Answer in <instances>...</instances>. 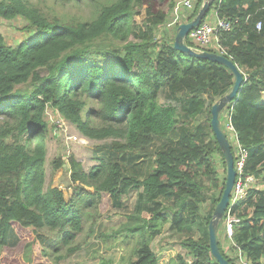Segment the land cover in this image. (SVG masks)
<instances>
[{"label": "trees", "instance_id": "obj_1", "mask_svg": "<svg viewBox=\"0 0 264 264\" xmlns=\"http://www.w3.org/2000/svg\"><path fill=\"white\" fill-rule=\"evenodd\" d=\"M52 1L82 7L88 16L70 20L50 13L40 6L48 0H0V20L20 17L26 22L15 46L0 33V264L14 223L35 233L48 261L68 258L92 234L102 196L116 198L129 190L137 195L135 209L110 235L102 234L134 241L126 264H159L151 242L166 223L182 237L180 246L190 257L184 261L177 256L170 264H218L210 254L207 225L225 178L218 197L211 198L205 234L194 237L192 231L207 198L200 178L216 179L214 154L225 164L210 118L208 141L203 132L197 137V131L183 127L206 109L210 114L216 99L230 90L232 74L214 61L173 48L176 27L166 28L165 22L176 0H165L166 9L155 12L151 0ZM214 8L218 17L236 20L230 30L218 33L224 56L247 74L230 103V121L248 150L245 172L262 184L249 188L230 210L238 222L230 238L224 235L233 255L223 250L217 233L218 247L233 264L238 251L251 264H264V0H214L205 17ZM142 12L137 23L134 17ZM185 43L193 46L187 38ZM165 88L187 97L179 133L176 107L159 102ZM46 108L85 138L112 139L110 149L119 154L113 160L96 155L97 162L87 170L72 156L66 162L53 160V170L64 164L68 168V199L61 189L45 186ZM154 142L159 147L151 152ZM39 231L49 234L48 243ZM81 234L85 238L77 242ZM31 250L27 244L23 264H31Z\"/></svg>", "mask_w": 264, "mask_h": 264}, {"label": "rangeland", "instance_id": "obj_2", "mask_svg": "<svg viewBox=\"0 0 264 264\" xmlns=\"http://www.w3.org/2000/svg\"><path fill=\"white\" fill-rule=\"evenodd\" d=\"M153 2L152 11L162 10L164 11L167 6L165 0H151ZM43 10H47L50 13L57 15H64L70 20L86 19L88 16V10L71 5V4H55L52 0H48L44 3ZM48 6V8H46ZM189 13L181 11L176 18L169 19L170 12L167 13L166 22L171 20V24L175 21L174 26L186 21ZM144 12L139 16H135L134 19L137 23H141L143 20ZM207 21H212L214 16L211 12L205 17ZM25 20L18 17L11 20H0V33L4 37L5 42L10 46H15L21 38L24 36L22 33V27L25 25ZM162 29L157 33V37L162 35ZM189 41V40H188ZM163 89L159 95V102L161 104H172L176 107L179 115V123L176 126V131L179 133L183 127L182 119L186 117V113L183 111V104L187 99L186 94L182 91ZM174 91V92H172ZM207 104L212 103L213 100H209L204 94ZM220 98V97H219ZM218 98L216 99V101ZM215 101V102H216ZM227 104L220 113V127L226 138L231 145V151L234 146V134L229 127V120L227 113L229 108ZM45 118L50 127V132L46 137V158H45V186L57 187L63 191L64 197L68 199L71 194V190L68 188L69 185V172L66 164L61 169L53 170L52 161L60 158L63 162H66L70 156L74 157L75 160L82 164L83 169L87 170L88 167L94 165L97 161L96 155H104L109 160L116 159L119 154L110 149V143L112 139L105 140H90L87 139L86 144L73 142L69 137L77 134L78 131L61 116L53 111L51 108H46ZM210 114L207 109L202 112L197 118L192 120L188 126H184V130L197 131V137L200 133H204V140L208 141L210 132L208 128V119ZM63 122V125H62ZM60 123V127L56 125ZM199 126V128H196ZM84 138V137H83ZM159 147L158 142H154L151 152L155 151ZM141 154V153H140ZM132 159H129L130 162ZM213 162L217 172L216 179L201 177L200 180L206 188V202L201 205L200 211L197 217V223L194 226L192 234L194 237H198L200 234H205L206 220L208 214L212 211L211 198H217L221 187V180L225 178V166L218 154L213 155ZM260 181H257L255 186H261ZM137 202V195L134 190L120 193L116 198H111L109 195L104 194L99 203L98 217L95 220L93 232L90 236L85 238L84 234H81L77 238V242H81L85 238V242L81 245L80 249L73 253L71 256L65 259H61L57 262L48 261L40 254V244L33 233L29 229L21 228L17 224H13L14 232L10 231L8 238V245L1 252V263L2 264H23V254L25 252L26 245H31V264H126L130 251L134 246L133 240L122 241L119 238H106L102 234H108L115 230L122 222L125 221L127 214L131 213L135 209ZM211 206V207H210ZM214 207V206H213ZM212 214V213H211ZM169 224L163 225L162 232L153 239L151 245L153 251L159 257V264H170L167 260L175 261L177 256H180L184 261H189L190 257L188 252L180 246V240L182 237L175 235L169 228ZM218 239L220 241L223 250L230 256L233 255L231 252L230 242L224 235V229L222 222L219 223ZM203 231V232H202ZM41 234H45L46 241L50 239L49 234L44 231H39ZM44 236V235H43ZM168 262V263H167Z\"/></svg>", "mask_w": 264, "mask_h": 264}, {"label": "water", "instance_id": "obj_3", "mask_svg": "<svg viewBox=\"0 0 264 264\" xmlns=\"http://www.w3.org/2000/svg\"><path fill=\"white\" fill-rule=\"evenodd\" d=\"M213 1L214 0H203L197 14L193 18L177 25L172 45L174 49L187 55L207 59L223 65L234 78L230 90L218 98V100L214 102L210 108V126L225 164V180L220 199L215 205L207 225L210 254L218 264H233L221 255L217 241L218 226L219 223L223 221V217L228 206L230 191L235 178L233 155L226 135L220 127L219 114L227 104H230L234 101V99H236L240 87L243 84V78L237 65L224 55L205 50L196 51L185 43V39L189 31L201 23L206 13L209 11Z\"/></svg>", "mask_w": 264, "mask_h": 264}, {"label": "built area", "instance_id": "obj_4", "mask_svg": "<svg viewBox=\"0 0 264 264\" xmlns=\"http://www.w3.org/2000/svg\"><path fill=\"white\" fill-rule=\"evenodd\" d=\"M198 0H176L175 7L173 12L177 15V13H189L194 9ZM220 1V0H219ZM212 15L214 19L212 21L203 20L201 23L189 31L187 35V39L192 43L191 46L196 51H203V48H212L216 50L215 53L225 55V49L219 44L218 33L221 31H228L231 29L232 24L236 22L230 21L227 18H220L217 16V8H214L212 11ZM170 25V24H168ZM261 27V22H257L255 24L256 30H259ZM208 51V50H205ZM243 81L246 80L247 74L241 72ZM233 104H230L227 117L229 120V127L233 131L234 134V146L232 155H233V169L235 172L234 183L232 185L230 196L228 200V206L224 214V218L222 221L224 233L227 237H231L233 231V225L238 222V219L230 214L231 208L239 203L241 200L245 198L247 190L256 185L258 178L253 174H248L245 172V165L248 159V150L243 147L238 138L237 134L231 124L230 117L232 112ZM63 125V122H62ZM60 127V123L56 125ZM73 142L86 144L88 141L83 138L81 135L74 134L69 137ZM230 145V144H229ZM231 148V145H230ZM235 263L236 264H251L250 261L246 258L244 254L238 251L236 254Z\"/></svg>", "mask_w": 264, "mask_h": 264}, {"label": "crops", "instance_id": "obj_5", "mask_svg": "<svg viewBox=\"0 0 264 264\" xmlns=\"http://www.w3.org/2000/svg\"><path fill=\"white\" fill-rule=\"evenodd\" d=\"M177 15H178V13H177ZM177 15H176L174 12H172V14L170 15L169 19L172 20L173 18H176ZM211 15H212V12H211ZM171 20L168 21V22H165V27H166V28H169V29L172 30L174 27H177V26H176V25L174 26L175 21L171 24V23H170ZM168 24H170V25H168ZM175 24H176V23H175ZM177 25H178V24H177ZM169 29H168V30H169ZM175 30H176V28H175ZM153 242H154V241H153ZM153 242H151V245H152ZM170 260H171V259H170ZM170 260L168 259L167 261L170 262ZM168 262H167V263H168ZM165 264H166V263H165Z\"/></svg>", "mask_w": 264, "mask_h": 264}]
</instances>
